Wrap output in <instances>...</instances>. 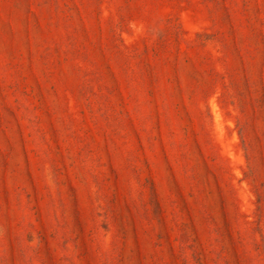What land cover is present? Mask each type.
Wrapping results in <instances>:
<instances>
[{"label": "rangeland", "instance_id": "1", "mask_svg": "<svg viewBox=\"0 0 264 264\" xmlns=\"http://www.w3.org/2000/svg\"><path fill=\"white\" fill-rule=\"evenodd\" d=\"M0 264H264V0H0Z\"/></svg>", "mask_w": 264, "mask_h": 264}, {"label": "trees", "instance_id": "2", "mask_svg": "<svg viewBox=\"0 0 264 264\" xmlns=\"http://www.w3.org/2000/svg\"><path fill=\"white\" fill-rule=\"evenodd\" d=\"M174 33H178V28L177 29H175L174 31H173ZM158 47H160V45H158ZM134 77V76H133ZM133 77H131V85H136V83H135V81H133L134 80V78ZM133 81V82H132ZM136 87H137V85H136ZM135 87V88H136Z\"/></svg>", "mask_w": 264, "mask_h": 264}]
</instances>
